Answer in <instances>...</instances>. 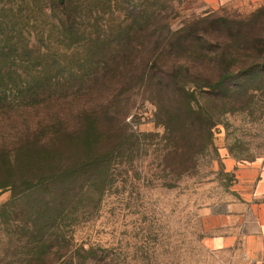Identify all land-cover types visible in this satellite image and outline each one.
Masks as SVG:
<instances>
[{"label":"rangeland","instance_id":"374dc122","mask_svg":"<svg viewBox=\"0 0 264 264\" xmlns=\"http://www.w3.org/2000/svg\"><path fill=\"white\" fill-rule=\"evenodd\" d=\"M92 7L85 21L95 30L74 38L42 6L21 7V17L0 8L5 39L34 45L33 54L4 52L15 75L0 87V264H217L206 229L238 190L232 170L264 162L262 81L252 79L235 104L192 88L191 113L173 81L137 78L110 105L88 91L92 74L79 60L90 54L89 33L102 37L97 55L185 46L214 30L237 31L251 46L264 38V2L94 0ZM137 23L159 26L158 39L133 43L125 30ZM37 72L42 79L31 84Z\"/></svg>","mask_w":264,"mask_h":264},{"label":"trees","instance_id":"16d2710c","mask_svg":"<svg viewBox=\"0 0 264 264\" xmlns=\"http://www.w3.org/2000/svg\"><path fill=\"white\" fill-rule=\"evenodd\" d=\"M93 2L94 0H0V8L3 14L6 12L5 8H8V13L12 17H21V7L42 6L46 13L49 12L52 15L56 29L65 36L74 38L82 34L86 28L95 30V26H91L90 21L88 23L85 21L92 20L87 17L94 15ZM154 28L152 32L149 25L137 23V30L130 25L125 32H128L130 36L135 35L132 42L139 44L140 41L145 42L153 36L156 40L158 39L160 27L154 26ZM5 34L0 28V87L2 88L6 81H13L15 75V73L11 74V71L8 73L11 62L7 58L4 59V52L21 49L33 54L34 48L32 44H25L21 48L16 38L5 39ZM89 35H93L86 43L90 54H85L87 56L82 59L83 61L79 60V63L83 64L79 68L86 67V70L92 74L93 80L86 82L89 86L88 91L104 95L103 101L107 100L110 105L125 93L133 80L137 78L145 84L153 83L152 80L156 78L173 81L175 93H181L191 113L193 111L192 88L218 93L224 100L232 99L234 101L232 104H235L252 79L262 81L264 86V38L255 41L251 46H245L244 43L242 44L243 37L241 38L237 31L221 33L219 30H214L211 33H198L196 37L194 36L195 38L189 39L185 46L166 44L162 47L159 45L151 52H147L148 47V50L145 46L138 49L136 45H131L124 50H103L100 55H97L96 51L99 49L98 45L102 37L94 33ZM91 47L92 49H89ZM92 50L95 52H91ZM39 74L37 72L35 73L37 76L33 75L31 79L29 78L31 84L36 80L41 81ZM32 87L33 85L29 84V89ZM2 100L0 98V106L3 104ZM161 115L169 124L170 119L165 117L166 113L161 111ZM196 115L201 117L203 122L206 120L203 112ZM206 123H208L207 120Z\"/></svg>","mask_w":264,"mask_h":264},{"label":"crops","instance_id":"0c3cea01","mask_svg":"<svg viewBox=\"0 0 264 264\" xmlns=\"http://www.w3.org/2000/svg\"><path fill=\"white\" fill-rule=\"evenodd\" d=\"M232 172L238 190L230 202L216 207L206 247L217 264H264V162Z\"/></svg>","mask_w":264,"mask_h":264}]
</instances>
